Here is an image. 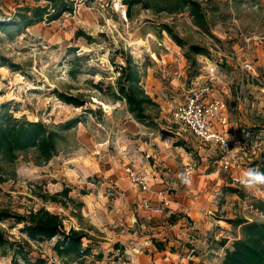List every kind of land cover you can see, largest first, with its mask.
Segmentation results:
<instances>
[{"label": "rangeland", "instance_id": "374dc122", "mask_svg": "<svg viewBox=\"0 0 264 264\" xmlns=\"http://www.w3.org/2000/svg\"><path fill=\"white\" fill-rule=\"evenodd\" d=\"M72 1L73 11L57 21L22 29L13 39L0 31V57L8 60V64L0 61V110L5 106L16 118L40 120L50 126L74 119L82 121L65 134L59 155L48 164L37 166L33 152L21 155L13 168L0 162V175L7 178L5 182L0 181V210L28 216L42 208H61L65 227L78 230L77 214L72 213L75 206L70 204L65 209L46 201L43 196L50 198L65 188L71 190V199L74 193L85 196L95 189L92 185L100 187L105 180L100 175L87 176L84 168L103 171L105 164H111L123 170L134 164L128 154L134 149L135 141L142 137L135 134L136 123L124 104L99 101L98 91L93 87L101 81L115 82L118 77L115 66L123 63L117 52L124 49L141 66L143 81H147L142 83L159 101L158 108L149 111L156 120L143 126L151 127L153 137L169 136L174 146L183 144L194 164L203 165L204 173L219 170L216 189L220 180L229 184L221 186L218 193L213 192L216 199L212 216L223 217L221 221L227 224L235 216L264 222L263 215L254 208L257 201H264V185L246 188L233 182V178L241 181L249 168H255L254 162L264 166V70L256 66L253 58L257 46L264 47V0H198L207 14L208 31L195 26L188 11L172 15L146 9L143 5L129 9L124 0ZM47 4V0H0V21L13 19L20 8ZM164 24L171 26L187 44L205 48L209 55L196 56V66H191L185 50L161 31ZM79 32L91 36L94 43L78 38ZM251 62L254 71L248 72L245 65ZM11 64L18 69L11 68ZM209 64H218L228 76L225 84L216 88L228 104L231 122L229 135L235 157L229 160L227 171L220 162L223 152L185 132L174 123L172 116L191 90L207 83L205 68ZM75 70L82 73L72 77L71 72ZM197 73L199 76L195 78ZM241 84L244 97L238 101L234 90ZM56 90L83 95L91 103L76 109L61 102L54 94ZM87 110H92L93 114ZM130 121L133 127H129ZM250 124L255 127H249ZM144 139L148 142L151 136L146 133L142 141ZM182 174L185 182L184 170ZM226 188L242 192V197L236 195L239 203L233 205L228 201L229 204L220 205L218 199L223 200L221 194ZM170 193L176 191L173 189ZM113 194L108 193L110 200L115 198ZM59 199L64 201L63 197ZM75 201L80 202L78 198ZM224 223L217 228L220 233L213 243L216 249L221 240H229L231 245L235 236H239V231ZM2 227L12 239L23 237L21 225L5 222ZM210 242L209 239V245ZM52 248L53 242L32 243L31 257L45 258L47 264H64ZM85 260V264H96L92 259ZM11 261L10 256L0 254V264H12Z\"/></svg>", "mask_w": 264, "mask_h": 264}, {"label": "crops", "instance_id": "0c3cea01", "mask_svg": "<svg viewBox=\"0 0 264 264\" xmlns=\"http://www.w3.org/2000/svg\"><path fill=\"white\" fill-rule=\"evenodd\" d=\"M253 54L256 66L264 70L263 45H258ZM143 83L147 94L159 106V101ZM131 118L136 123L135 134L142 137L141 140L135 141L134 149L128 154V158L134 163L128 168L145 172L151 189L148 193L141 192L127 178V169L118 170L111 164H105L103 171L100 168L83 169L87 176L100 175L105 180L100 187L92 185L95 189L89 188L91 193L85 196L74 193L75 196L71 199L74 203L61 205L65 209H68L70 204L75 206L72 213L77 214L75 217L78 219V230L88 235L89 239L85 240L84 245H90L91 253L83 258V264L86 263L85 259H92L96 264H220L224 247L218 250L213 247V243L220 233L217 228L224 222L221 221L223 217L212 216L211 210H215L216 199L213 192L218 193L221 186L229 184L220 180L216 189L214 184L219 170L204 173L203 165L198 167L196 164L193 176L184 182L182 171L185 164L192 161L190 153L183 146H174L171 140H168L171 139L169 136L167 139L153 137L150 133L151 127H144V124L136 122L132 116ZM129 123V127H133L132 122ZM230 126L228 112L227 124L221 125L220 129L229 134ZM250 126L255 127L254 124ZM183 130L196 138L190 131ZM146 133L151 136L148 142L147 139L142 141ZM259 136L257 134V137ZM173 189L176 193L169 194ZM108 193L115 195V198L110 200ZM221 195L223 200L218 199L220 205L224 202L229 204L230 201L234 205L240 201L236 194L222 191ZM77 198L79 204L75 201ZM164 199H167L170 205L163 216L148 215L144 211V202L159 207ZM47 210L59 215L62 211L61 208ZM236 217L238 216L234 218ZM224 224L228 225L226 222ZM154 239L164 245V250L157 249L153 243ZM229 244L230 241L227 246ZM193 248L196 251L191 256Z\"/></svg>", "mask_w": 264, "mask_h": 264}, {"label": "trees", "instance_id": "16d2710c", "mask_svg": "<svg viewBox=\"0 0 264 264\" xmlns=\"http://www.w3.org/2000/svg\"><path fill=\"white\" fill-rule=\"evenodd\" d=\"M47 6L20 8L15 17L8 22L0 21V31L6 34L9 39L19 35L21 30L41 24L45 21L53 22L60 19L63 14L71 13L74 9L72 0H47ZM124 0L129 9L137 5H143L146 9L158 13L166 12L172 15L188 11L193 23L198 28L208 31L207 14L202 2L198 0ZM161 31L166 32L175 44L185 50V57L191 66H196V56L209 55L208 51L199 45L187 44L185 40L175 33L174 29L164 24ZM78 38H84L89 44L94 43L91 36L84 32L77 33ZM76 51V50H74ZM123 63L116 65L118 73L113 84H105L103 81L94 84L98 91L99 101L109 104L122 103L126 106L128 113L140 124H150L156 119L149 111L157 109L158 104L147 94L142 86L143 75L141 66L133 56L121 49ZM0 61L8 64V60L0 57ZM114 63V62H113ZM11 68L18 69L11 64ZM80 70L71 72L72 77L81 74ZM94 75V72H92ZM199 74H195L197 78ZM56 97L68 106L76 109L84 108L91 103L83 95H72L66 92L54 91ZM0 110V162L9 168H13L21 155L33 152L34 162L37 166H43L51 162L60 153V143L65 134L69 133L78 124L79 119L69 120L63 124L50 126L43 121H30L26 117L16 118L7 107L2 106ZM90 111V110H89ZM87 113L93 114L92 110ZM183 146V144H176ZM254 167L264 172V166L259 162L253 163ZM1 171V170H0ZM6 176L0 175L1 182H5ZM224 192L236 194L242 197V192L237 188H226ZM71 190L65 188L61 193L48 198L62 206L67 203H74L69 197ZM63 197L64 201L59 198ZM254 208L264 217V201H257ZM5 222H14L21 225L23 237L20 240L12 239L2 227ZM65 219L58 213H53L45 208L36 212H30L28 216L12 213L10 210H0V254L3 257L10 256L12 264H47L46 259L31 257L32 243L53 242V251L64 264H83V258L91 253L90 245L85 246L88 235L82 230L74 228L67 229L64 225ZM239 236L236 235L231 245L227 246L229 240H221L219 248L224 247V256L220 264H264V222L250 221L246 218L236 217L228 221ZM159 251L164 250V245L153 240Z\"/></svg>", "mask_w": 264, "mask_h": 264}, {"label": "built area", "instance_id": "2783aa9c", "mask_svg": "<svg viewBox=\"0 0 264 264\" xmlns=\"http://www.w3.org/2000/svg\"><path fill=\"white\" fill-rule=\"evenodd\" d=\"M250 47V41H248L247 49L250 50ZM245 69L248 72L254 71V63H247ZM205 71L207 83L197 85L196 88L191 90L184 101L173 110L172 116L176 125L190 131L202 142L217 146L224 154L221 162L223 163V169L227 171L229 160L234 156V150L231 136L222 131L220 126L227 124L229 107L225 100L219 96L216 88L224 85L228 76L218 67V64L207 65ZM200 78L202 77L198 79ZM234 94L236 100L241 101L243 99V84L236 86ZM194 170V162L189 161L185 164L184 175L187 181L193 176ZM126 173L134 187L143 193L150 192V180L145 172L128 168ZM233 182L234 184L241 183L238 178H233ZM169 205L170 202L167 199H164L159 207L144 202L143 209L148 215L163 216ZM195 251L193 248L190 255H194Z\"/></svg>", "mask_w": 264, "mask_h": 264}, {"label": "clouds", "instance_id": "9594fccd", "mask_svg": "<svg viewBox=\"0 0 264 264\" xmlns=\"http://www.w3.org/2000/svg\"><path fill=\"white\" fill-rule=\"evenodd\" d=\"M241 183L246 188H252L257 185H264V172H261L255 168H249L244 173V178L241 180Z\"/></svg>", "mask_w": 264, "mask_h": 264}]
</instances>
